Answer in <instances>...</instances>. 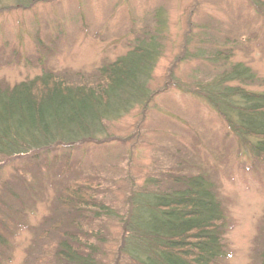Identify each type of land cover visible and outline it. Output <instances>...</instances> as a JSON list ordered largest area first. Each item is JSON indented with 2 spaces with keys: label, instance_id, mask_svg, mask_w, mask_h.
Returning <instances> with one entry per match:
<instances>
[{
  "label": "rangeland",
  "instance_id": "obj_1",
  "mask_svg": "<svg viewBox=\"0 0 264 264\" xmlns=\"http://www.w3.org/2000/svg\"><path fill=\"white\" fill-rule=\"evenodd\" d=\"M0 6L8 7L0 10V78L10 84L45 69L72 83L92 81L101 66L144 40L161 46L151 98L106 120L104 133L59 145L37 159L0 157V202L13 210L0 204V216L11 214L14 228L9 264L25 263L40 231L69 212L59 197L73 183L91 184L96 204L114 211L95 226L100 234L92 235L103 261L113 263L129 197L150 179L170 183V173H201L215 183L229 223L231 255L222 264H253L264 238V166L196 91L236 62L257 73L260 80L249 88L264 91V0H39L29 7L13 1ZM218 51L229 58L213 62ZM5 185L20 190V198L13 201Z\"/></svg>",
  "mask_w": 264,
  "mask_h": 264
},
{
  "label": "trees",
  "instance_id": "obj_2",
  "mask_svg": "<svg viewBox=\"0 0 264 264\" xmlns=\"http://www.w3.org/2000/svg\"><path fill=\"white\" fill-rule=\"evenodd\" d=\"M8 1L29 7L39 0L0 4ZM160 48L144 40L101 66L94 80L82 83L69 82L51 69L15 84L0 78V157L37 159L59 145L104 133L106 120L151 98L149 83ZM223 58L229 55L218 51L212 61ZM259 80L249 65L236 62L199 83L196 93L224 117L264 166V91L249 88ZM173 174L166 179L170 183L150 179L129 197V212L121 220L125 231L113 263L103 261V250L92 235L100 234L95 229L99 221L115 213L96 204L91 184L73 183L59 197L69 212L40 231L28 250L30 261L23 264H222L231 255L226 240L229 223L215 183L201 173L182 178ZM5 186L13 201L20 198V190ZM1 203V208L13 211L5 200ZM10 215L0 216V223L7 224L0 230V264H9L12 256ZM256 252L253 264H264V238Z\"/></svg>",
  "mask_w": 264,
  "mask_h": 264
}]
</instances>
